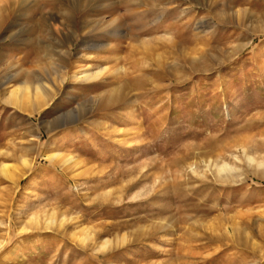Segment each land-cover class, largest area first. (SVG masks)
<instances>
[{
  "label": "rangeland",
  "instance_id": "rangeland-1",
  "mask_svg": "<svg viewBox=\"0 0 264 264\" xmlns=\"http://www.w3.org/2000/svg\"><path fill=\"white\" fill-rule=\"evenodd\" d=\"M27 78L40 110L4 100ZM23 156L0 264H264V0H0V164Z\"/></svg>",
  "mask_w": 264,
  "mask_h": 264
},
{
  "label": "bare ground",
  "instance_id": "bare-ground-1",
  "mask_svg": "<svg viewBox=\"0 0 264 264\" xmlns=\"http://www.w3.org/2000/svg\"><path fill=\"white\" fill-rule=\"evenodd\" d=\"M48 71H49V69H48ZM101 71L102 70H100V71H95V70L94 71H89V70L85 71L84 70L82 73L81 72L80 73H75L74 77L80 78V74H82V77H85L87 79H89V78L91 79V78L99 76L102 73ZM45 78L46 77H44V79ZM44 79H43V81H44ZM9 81H10V79H9ZM9 81H7L6 83H9ZM20 84L21 85H19L17 88L15 87V89H11V90L7 89V94L4 97L5 98L4 100H7L8 103H11V104H13L14 106H17V107H19V105H21V104L23 105L24 108L29 106V107H31L33 109H36V111L40 110V108H42V107H44L46 105L41 100L42 98L45 97V94H46L43 91V87H44L45 84H43L41 82L33 83L28 78H27V80L23 81ZM32 97L35 98L34 102L33 101L32 102L29 101ZM36 140H38V139H36ZM21 158H22V163H23L25 169L20 174H18V172L16 173V169H15L16 167L13 164L8 163V162H2L0 164V171L2 172V174H4L5 176L9 177V179L11 178L10 180L11 181L13 180L12 182H14L15 184H18L16 182H18L19 179L21 177H23V175H25V173H27L26 169L32 168L31 167L32 160L30 158H27L25 156H23ZM47 158L48 159H52V160L59 158L60 159V163L63 166H67V167L68 166H72L74 164L75 165L78 164V163H76V161L71 156H64V155L60 154L59 152L49 153V154H47ZM249 160L252 161L253 163H256L258 165V167L264 168V161L263 160L262 161H258V160L255 159V157H249ZM56 161H59V160L57 159ZM216 167L218 168L219 171L222 172V174H224L223 172L232 169V167H230V165L228 163H222L221 165H216ZM55 217L50 215V217H48L46 219L45 224H46L47 228H51V227H53L55 225H58L61 228L64 225V222L66 221L65 217L62 218L59 222H58V219H56ZM29 222H33L34 224L39 225L40 224V218H38L36 215H34V216H32L30 218ZM22 229L23 230L24 229H29V227L27 225H24V227H22ZM87 233H90V232H86V234ZM90 237L91 236L88 235L86 237H83L82 240L86 242V240H89ZM111 241H112L111 239L105 240L103 242V244H102V248H106L111 243ZM3 244H4V241H0V248L3 246Z\"/></svg>",
  "mask_w": 264,
  "mask_h": 264
}]
</instances>
